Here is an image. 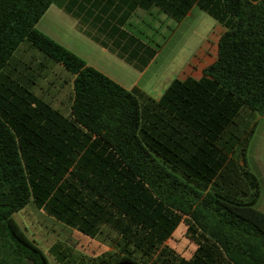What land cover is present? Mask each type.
I'll list each match as a JSON object with an SVG mask.
<instances>
[{
	"label": "trees",
	"instance_id": "16d2710c",
	"mask_svg": "<svg viewBox=\"0 0 264 264\" xmlns=\"http://www.w3.org/2000/svg\"><path fill=\"white\" fill-rule=\"evenodd\" d=\"M55 1L0 0V264H264L258 183L242 162L253 129L238 123L243 110L264 116V0H121L129 15L156 8L176 22L197 7L223 30L201 77L175 79L158 100L41 34ZM128 43L120 56L135 69L157 54ZM22 45L43 61L11 70ZM46 64L70 78L68 114L34 92ZM29 203L110 251L56 241L45 255L12 218ZM181 223L189 259L167 244Z\"/></svg>",
	"mask_w": 264,
	"mask_h": 264
},
{
	"label": "rangeland",
	"instance_id": "374dc122",
	"mask_svg": "<svg viewBox=\"0 0 264 264\" xmlns=\"http://www.w3.org/2000/svg\"><path fill=\"white\" fill-rule=\"evenodd\" d=\"M135 20L131 22L129 30L157 51L155 59L148 67L143 72H137L123 63L122 70L120 67L107 64L110 62L99 60L110 75L127 90L130 91L137 86L149 97L159 99L172 81L183 80L186 77L199 79L202 70L214 62L217 42L223 30L197 7H193L180 22L168 18L156 8L148 12L140 11V16ZM37 53L41 54L33 47L30 49L22 45L14 55L10 69L18 68L17 62L22 59H24L22 62L27 64L26 61L30 62L27 59L29 57L35 59L33 60L35 64L38 61L42 62V57ZM119 63L122 64L120 61ZM46 65L50 69L34 79V92L38 96H44L54 108L68 114L71 102L70 78L63 74L60 66ZM19 69H23L22 66H19ZM53 73L57 74L56 79ZM61 78L69 83L63 84ZM238 123L241 124L240 129H253L247 139L242 162L244 168L258 183L259 195L254 208L264 212V117L243 110ZM12 218L23 229L25 235L41 248L58 235L57 231L60 228L61 241L70 245H79L82 242L78 233L46 217L32 203L13 214ZM52 229L55 232H52ZM185 231L186 227L181 223L168 245L180 256L189 259L195 246L185 238ZM47 260L50 264H57L48 255Z\"/></svg>",
	"mask_w": 264,
	"mask_h": 264
},
{
	"label": "crops",
	"instance_id": "0c3cea01",
	"mask_svg": "<svg viewBox=\"0 0 264 264\" xmlns=\"http://www.w3.org/2000/svg\"><path fill=\"white\" fill-rule=\"evenodd\" d=\"M67 7L71 9V13L66 12L65 9ZM127 7L128 6L124 5L121 0H56L49 6L41 19L37 22L36 29L53 42L82 59L88 66L96 69L119 84L99 60H103L106 63L110 62L107 64L120 67L122 70H124L122 66L124 63L137 72H143L156 57H154L147 67L138 70L129 63L123 61L120 56L129 57V35L132 34L139 37L132 33L129 28L131 27V22L140 16V11H143L137 9L129 15L130 13ZM119 61L122 62V64H120ZM120 86L123 87L122 85ZM132 89H138L143 92V90L137 86H134ZM143 93L145 94V92ZM51 231L55 232L53 229ZM57 233L58 235H55V237L43 248L35 243L44 254H46L48 249L56 241H61V228ZM78 234L80 235V240H82L79 245L65 243L81 254L89 257H97L110 251L108 246L80 233ZM1 256L2 245L0 240V258ZM48 263L50 264L49 261Z\"/></svg>",
	"mask_w": 264,
	"mask_h": 264
}]
</instances>
